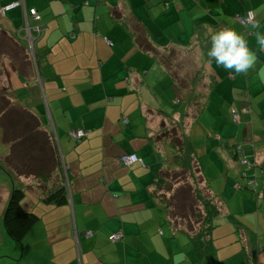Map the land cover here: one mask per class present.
Here are the masks:
<instances>
[{
	"label": "crops",
	"instance_id": "1",
	"mask_svg": "<svg viewBox=\"0 0 264 264\" xmlns=\"http://www.w3.org/2000/svg\"><path fill=\"white\" fill-rule=\"evenodd\" d=\"M16 1L0 0V10ZM23 5L36 9L46 26L35 41L40 83L31 66L26 74L6 69L5 83L11 96L22 89L36 99L32 113L41 131L54 136L68 168V197L65 205L45 204L36 170L16 176L28 188L22 208L39 217L17 242L2 223L13 190L2 181L0 264H200L187 234L166 222L153 196L156 174L171 155L168 141L154 140L170 121L182 123L205 167L218 173L212 184L205 175L222 205L210 234L216 263L264 264V51L248 35L257 63L247 75H232L215 61L205 62L199 39L223 26L251 32L236 16L256 12L264 0H23ZM9 15L13 24L4 28L13 36L23 8ZM256 18L264 31V12ZM74 130L88 135L72 142L67 133ZM237 146L259 172L234 157ZM125 154L136 155L143 166H122ZM63 182L57 170L47 188ZM116 233L122 241L110 243Z\"/></svg>",
	"mask_w": 264,
	"mask_h": 264
},
{
	"label": "trees",
	"instance_id": "2",
	"mask_svg": "<svg viewBox=\"0 0 264 264\" xmlns=\"http://www.w3.org/2000/svg\"><path fill=\"white\" fill-rule=\"evenodd\" d=\"M16 2H19L20 5L17 8L7 12L4 17L0 15L1 19H5L7 17V14L16 9L22 10L23 0H19ZM249 12L252 11L249 10L246 11L244 15L236 16L237 23L246 29L250 26L247 24L240 23L238 21V18H246ZM30 23L32 26L38 24V22ZM21 29L23 30V15L22 26L20 30ZM23 32L25 33L24 30ZM15 35L19 39H21L20 31H17ZM32 35H34V32H32ZM16 36H9L5 30L0 31V43L2 44L1 49L6 50L7 48V50H10V53H7L8 55L4 54L3 58H5V60L7 59L6 61L11 66H13L19 73H25L26 67H29L31 65L33 77L38 83H40L38 75L39 62L35 46L36 44L34 43V58H32L30 55L29 45L27 41L25 40V49H22L16 43ZM199 39H201L200 46L202 48V54L206 62V59H209L207 56V51L210 48V36L204 38L200 37ZM6 42L9 47H4L3 44L6 45ZM0 98V101H3V104L0 108V133H2V139L5 142L6 146L9 147V151L11 152V159L9 158L8 161H6V167L4 168V172H6V170H10L9 173L15 174L13 177H18L24 175H32L36 170L39 174H37V176L41 177V179H39L41 183L40 187L43 188V198L41 201L45 204H55L56 206L65 205L67 203L68 197L67 186L65 181L57 187H53L51 189L47 188V185L52 180L53 174L57 170L61 171L62 176L64 175L62 171V161L58 156L56 142L53 138L54 136H48L41 131V124L38 118L29 110H26L20 105H18L16 97L4 93ZM170 105L173 106V104ZM177 105L181 106L183 105V103L179 101ZM236 123H239V121H237ZM17 124H24L25 126H30L32 130L29 138L32 137V134H36V136L41 140L42 144L44 145L43 149L39 150L30 146L31 151L35 152L37 155H32L30 158H27L23 162V166L19 163V161L17 162V160H20L18 159L20 158V155H17V152L20 149H18V147L16 146L19 137L13 136L15 126ZM163 127L164 128L161 129L160 134L156 136L154 141H168L171 149V155L169 156V159H167L164 168L160 169L156 174L155 189L153 191V196L161 202L163 207L162 212L164 213L166 222L169 225L173 226L175 229H180L182 232L187 234L190 242L193 245V249L196 253V256L200 261V264H217L210 239V234L212 229L214 228L215 219L222 212V205L220 203L221 201L217 197V195L212 191L209 185V181L205 176V167L202 156H200L195 151L190 136L186 134L182 123L170 121ZM168 129H171V131H168ZM70 132L72 131H69L67 135H69ZM70 140L72 142H75L71 138ZM15 149L17 150V152ZM22 151H27V146L26 149L24 148V150ZM232 153L234 154V157H236L238 161L248 170L257 169V166H255L251 162L250 157L245 155L239 146L234 147ZM243 158H246V160L248 161L247 164L242 163ZM27 160L28 163H26ZM15 162H17V164ZM32 163L36 165L31 166ZM26 167L29 168L28 171H24ZM195 170L199 173L198 181L200 182V184L194 187V189L190 187H182L180 189H177L179 190L181 197L178 196L176 191V193H173L170 198L166 202H164V198L160 196L159 191H166L170 193L172 191V183L170 180L179 179L185 181L186 174H193ZM40 171L42 172L40 173ZM201 185L203 188H200ZM25 194L26 192L23 191L22 185L13 188L10 193L2 218V223L5 232L12 240L17 242H21L27 235V233L39 221V217L37 214L32 211H25L22 208V201L24 199ZM187 205H189L190 210H187ZM181 207L183 208L181 209ZM109 237L108 241L110 243L120 242L123 239L122 234L121 238L119 240H116L115 242H111L109 240Z\"/></svg>",
	"mask_w": 264,
	"mask_h": 264
},
{
	"label": "rangeland",
	"instance_id": "3",
	"mask_svg": "<svg viewBox=\"0 0 264 264\" xmlns=\"http://www.w3.org/2000/svg\"><path fill=\"white\" fill-rule=\"evenodd\" d=\"M10 14V13H9ZM7 14V17L5 19H0L2 21V26H0V28L4 29L5 31L9 32L10 33V30L7 28L5 29L4 26L6 25H9L10 27L12 26L13 22H12V18L11 16ZM16 31H20L21 32V39H19L15 34L14 36L17 37V40H16V43L23 49H25L26 47V41H25V33L23 32V30L21 28L22 26V19H21V16L19 18L18 16V19L16 20ZM17 33V32H16ZM8 35H11V34H8ZM13 35V34H12ZM4 47H9V45H7V42H6V45L3 44ZM2 48V44L0 43V97L4 94V93H7L9 94L10 93V87L6 82V77L8 75V72H6V69L10 68V72L12 69H14L13 66H11L6 60L5 58H3L4 54L5 55H8L10 52V50H6L5 49H1ZM8 53V54H7ZM180 56V54L178 55V57ZM31 66V65H30ZM32 70V68H31ZM13 73V70L12 72ZM23 90L20 89L18 91H16V94L21 97V99L19 100L16 96L17 95H14V97H16V101H17V104L20 105L21 107H23L24 109L26 110H29L31 113L33 112V110H31V103L34 105L36 103V106H39L37 105V101L35 98H33L31 95L29 94H26V93H21ZM163 93V92H162ZM1 99V98H0ZM31 100H35V103L32 102ZM41 101V100H40ZM3 104V101L1 102L0 101V108H1V105ZM34 108V107H33ZM42 109H43V105H42ZM1 110V109H0ZM35 110V109H34ZM44 110V109H43ZM36 115V114H35ZM37 116V115H36ZM38 117V116H37ZM38 120L39 122L41 121L38 117ZM47 120V117H45V120L44 122ZM41 124V123H40ZM45 126V125H44ZM42 128V127H41ZM31 130L32 128L30 126H25L24 124L22 125H16L15 126V131H14V135L13 136H18L19 139H18V143L16 144V146L18 147V149H20L18 152H17V155H20V160H17V162L19 161V163L23 166V162L27 159V158H30L32 155H37L35 152H32L31 151V147L32 148H37L38 150L39 149H43L44 145L42 144L41 140L36 136V134H32V137L29 138L30 136V133H31ZM168 131H171V129H168ZM2 133H0V168H2L0 171V184H4V182L2 181H5L7 182V180L9 181L10 183V186L12 188H15V187H19L22 185V183H18V178L16 177H13L15 174H11L9 173L10 170H6V172H4V168L6 167V161H8V159L10 158L11 159V152L9 151V147L6 146L5 142L3 141V137L1 136ZM167 134V133H165ZM28 138V139H27ZM26 139V140H25ZM12 145V144H11ZM26 146H27V151H22L24 150V148L26 149ZM31 146V147H30ZM15 147V146H13ZM38 152V151H37ZM215 152H213L214 154ZM17 162H15L17 164ZM33 162V161H32ZM26 163H28V160L26 161ZM25 163V164H26ZM36 164L32 163L31 166H35ZM204 167H205V164H204ZM24 168V167H23ZM206 168V167H205ZM29 168L26 167L24 169V171H28ZM165 172H168V171H165ZM169 173H172V172H169ZM217 172H216V169L211 166V165H208L207 168H206V173L205 175L207 176V178L210 180V183H215L216 181H218V176H217ZM68 175V173H67ZM18 177H21V176H18ZM181 179V178H180ZM183 179V178H182ZM21 182H23V180L19 179ZM199 180V173L195 170L193 174H186V177H185V181L183 180H179V179H176V180H170L171 183H172V191L169 193V192H166V191H159L160 193V196L162 198H164V202H166L170 196L173 194V193H176L177 191V194L179 197L180 196V192L179 190L177 189H180L182 187H190L192 189H194V187L198 186V184H200V182L198 181ZM64 181L66 183V186L68 184V180H67V176L65 178L64 176ZM253 181V180H252ZM5 186V185H3ZM23 188V191L24 192H27L28 191V188L26 186H22ZM200 188H203L202 185L200 186ZM68 190V188H67ZM12 191V189H11ZM26 195V194H25ZM10 196V195H9ZM28 197L30 198H33V196L31 197V195H27ZM9 199V197H8ZM1 200V199H0ZM183 207H181L182 209ZM179 209V210H181ZM187 210H190L189 208V205H187ZM197 210V209H196ZM202 210V208H201ZM179 221V220H177Z\"/></svg>",
	"mask_w": 264,
	"mask_h": 264
},
{
	"label": "clouds",
	"instance_id": "4",
	"mask_svg": "<svg viewBox=\"0 0 264 264\" xmlns=\"http://www.w3.org/2000/svg\"><path fill=\"white\" fill-rule=\"evenodd\" d=\"M261 12H264V7L248 14L247 19L252 29L251 32H240L229 26H223L212 32L210 48L207 51L209 62L215 61L217 66L223 67L232 75H247L249 70L255 67L258 60L256 53L250 47L247 36L254 35L259 50L264 51V31L260 30L261 22L256 18ZM250 185L252 186V183Z\"/></svg>",
	"mask_w": 264,
	"mask_h": 264
},
{
	"label": "built area",
	"instance_id": "5",
	"mask_svg": "<svg viewBox=\"0 0 264 264\" xmlns=\"http://www.w3.org/2000/svg\"><path fill=\"white\" fill-rule=\"evenodd\" d=\"M20 5L19 2H15L12 4H9L5 7H3L0 10V15L2 17L5 16V14L15 8H17ZM22 8H23V30L25 31V40L27 41L28 45H29V50H30V55L32 58H34V53H33V47H34V43L37 39L41 38L42 35L44 34L46 28L44 24L40 23V16L38 15V12L35 9H30V10H26L23 2H22ZM250 13V12H249ZM248 13V14H249ZM248 14L246 16V18H238V21L242 24H247L248 23ZM30 22H38L37 25L32 26ZM32 32H34V35H32ZM232 119L233 121L237 122L238 121V116L233 113L232 114ZM88 135V132L84 131V130H77V131H72L69 133L68 137L73 139L74 141H80L81 139L85 138ZM61 161H62V171L64 173V176L66 175L67 172V166H65L64 162H63V158L60 157ZM119 162L122 166H131L135 163H139L140 165L143 166V161L141 159H138L135 155H131V154H125L123 156H121L119 158ZM243 164H247L248 161L246 160V158H243L242 160ZM252 183V187H255V183ZM86 238L87 237H91L92 236V232H85L83 234ZM77 237V236H76ZM121 238V234L120 233H116V234H112L109 237V240L111 242H115L116 240H119Z\"/></svg>",
	"mask_w": 264,
	"mask_h": 264
},
{
	"label": "bare ground",
	"instance_id": "6",
	"mask_svg": "<svg viewBox=\"0 0 264 264\" xmlns=\"http://www.w3.org/2000/svg\"><path fill=\"white\" fill-rule=\"evenodd\" d=\"M34 48V47H33Z\"/></svg>",
	"mask_w": 264,
	"mask_h": 264
}]
</instances>
